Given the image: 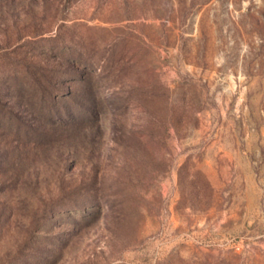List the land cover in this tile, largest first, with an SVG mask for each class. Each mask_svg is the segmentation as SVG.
<instances>
[{"label":"rangeland","instance_id":"obj_1","mask_svg":"<svg viewBox=\"0 0 264 264\" xmlns=\"http://www.w3.org/2000/svg\"><path fill=\"white\" fill-rule=\"evenodd\" d=\"M0 264H264V0H0Z\"/></svg>","mask_w":264,"mask_h":264}]
</instances>
